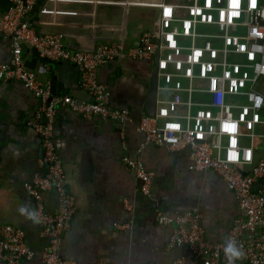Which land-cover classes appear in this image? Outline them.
Instances as JSON below:
<instances>
[{"label": "built area", "instance_id": "obj_1", "mask_svg": "<svg viewBox=\"0 0 264 264\" xmlns=\"http://www.w3.org/2000/svg\"><path fill=\"white\" fill-rule=\"evenodd\" d=\"M37 1L10 0L8 10H0V33L9 38L11 47L9 62L0 64V81L20 82L41 102L27 126L40 136L39 165L45 172L25 182L24 188L35 203L47 239L42 261L77 264L61 253L75 213V198L56 151V111L63 107L84 119L100 117L127 124L134 123V118L129 109L110 106V93L98 77L100 67L116 60L120 50L103 44L92 52L71 51L63 34L35 33L27 14ZM160 9L156 28L144 32L139 45L127 53L131 59L144 61L160 53L158 113L156 117L144 115L137 130L145 135V146L189 152L193 170L218 176L232 193L240 215L224 241L214 243L206 239L198 212L159 211L155 220L173 227L168 248L184 249L173 264H228L223 248L233 239L243 252L235 264H264V157L258 158L256 146L258 140L264 141V0H169ZM22 46L36 50L44 60L76 66L80 86L91 100L53 95L50 82L44 83L26 69ZM122 161L136 173L140 191L152 196L155 172L141 159L124 156ZM48 190L57 195L54 212L45 209ZM125 207L134 212L129 199ZM118 228L131 230L133 223ZM34 256L22 228L0 224L1 261L23 264Z\"/></svg>", "mask_w": 264, "mask_h": 264}, {"label": "crops", "instance_id": "obj_2", "mask_svg": "<svg viewBox=\"0 0 264 264\" xmlns=\"http://www.w3.org/2000/svg\"><path fill=\"white\" fill-rule=\"evenodd\" d=\"M167 1L38 0L27 14L35 33L63 34L71 51L92 52L108 44L121 52L100 67L98 77L110 93V106L129 109L134 123L84 119L63 107L56 111V151L75 198L61 253L77 264H173L184 249L168 248L173 227L156 222L159 211L198 212L205 237L213 243L224 241L240 215L232 193L218 176L193 170L189 152L145 146L146 137L137 130L154 60H134L127 53L139 45L144 32L156 28L160 7ZM9 7L10 0H0L1 11ZM10 51L9 38L0 33V64L9 62ZM21 56L28 71L51 83L55 95L91 100L73 64L44 60L28 46H22ZM40 106V100L20 82L0 81V224L24 230L35 256L23 264H44L41 253L47 243L39 222L28 218L36 207L24 188L25 182L45 172L39 165L40 136L27 126ZM256 146L258 158L264 157V141L258 140ZM124 156L141 159L155 172L152 196L140 191L141 183L123 163ZM262 186L259 182L258 187ZM126 199L134 206L133 213L127 211ZM44 204L47 212L56 211L54 190L44 193ZM21 207L27 209L25 214L20 213ZM129 223H133L131 230L118 228ZM0 264L7 263L0 260Z\"/></svg>", "mask_w": 264, "mask_h": 264}, {"label": "water", "instance_id": "obj_3", "mask_svg": "<svg viewBox=\"0 0 264 264\" xmlns=\"http://www.w3.org/2000/svg\"><path fill=\"white\" fill-rule=\"evenodd\" d=\"M159 58L160 53L157 52L153 61L149 93L143 107V114L149 117H156L159 108ZM52 94H56L54 87H52Z\"/></svg>", "mask_w": 264, "mask_h": 264}, {"label": "clouds", "instance_id": "obj_4", "mask_svg": "<svg viewBox=\"0 0 264 264\" xmlns=\"http://www.w3.org/2000/svg\"><path fill=\"white\" fill-rule=\"evenodd\" d=\"M21 214H25L27 212V209L24 207H21L19 209ZM28 218L34 220L35 222H39L37 218V214L34 212L28 213ZM225 257L227 258L228 264H235L236 260H239L243 257L242 249L237 245V242L233 240H229L224 248H223Z\"/></svg>", "mask_w": 264, "mask_h": 264}, {"label": "rangeland", "instance_id": "obj_5", "mask_svg": "<svg viewBox=\"0 0 264 264\" xmlns=\"http://www.w3.org/2000/svg\"><path fill=\"white\" fill-rule=\"evenodd\" d=\"M201 30H204L205 28L204 27H202V28H200ZM153 30V29H152ZM162 95H164L163 93H162Z\"/></svg>", "mask_w": 264, "mask_h": 264}, {"label": "snow or ice", "instance_id": "obj_6", "mask_svg": "<svg viewBox=\"0 0 264 264\" xmlns=\"http://www.w3.org/2000/svg\"><path fill=\"white\" fill-rule=\"evenodd\" d=\"M197 55H198V54H197ZM232 128H233V131H234V130H235V126L233 125Z\"/></svg>", "mask_w": 264, "mask_h": 264}]
</instances>
